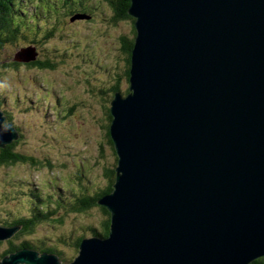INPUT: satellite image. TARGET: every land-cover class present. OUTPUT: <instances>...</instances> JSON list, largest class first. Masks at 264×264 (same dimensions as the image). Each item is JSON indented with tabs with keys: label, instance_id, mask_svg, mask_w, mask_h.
<instances>
[{
	"label": "water",
	"instance_id": "1",
	"mask_svg": "<svg viewBox=\"0 0 264 264\" xmlns=\"http://www.w3.org/2000/svg\"><path fill=\"white\" fill-rule=\"evenodd\" d=\"M129 13L130 89L110 108L116 181L99 200L110 232L86 236L69 264H250L264 256V0H132ZM5 121L0 109L1 147L20 137ZM19 229L0 223V241ZM0 264L65 263L27 248Z\"/></svg>",
	"mask_w": 264,
	"mask_h": 264
},
{
	"label": "rangeland",
	"instance_id": "2",
	"mask_svg": "<svg viewBox=\"0 0 264 264\" xmlns=\"http://www.w3.org/2000/svg\"><path fill=\"white\" fill-rule=\"evenodd\" d=\"M51 2L23 0L19 4L23 11L16 16L32 25L34 18V29L37 23L46 26L53 18L50 26L57 28L58 35L39 48L41 60H49L53 68L41 69L26 61L7 64L17 60L22 50H31L22 38L5 44L0 52V82L8 85L0 88L5 123H12L19 132L16 150L40 161L37 166L0 162V218L28 215L32 204L23 193L30 189L43 197L56 194L61 203L72 197L71 190L80 191L84 185L95 193L107 187V169L118 163L109 141L107 109L114 87L119 86L124 95L129 93L123 38L135 37V21H113L116 12L108 0H77L83 3L82 14L74 16L62 7L56 11ZM83 14L87 17L78 16ZM59 215L63 225L43 220L27 239L34 244L54 243L69 264L79 254L70 238L92 236L91 227L100 229L105 215L100 206L86 213L61 208ZM62 237L67 242L60 241ZM8 242L3 241V249Z\"/></svg>",
	"mask_w": 264,
	"mask_h": 264
},
{
	"label": "trees",
	"instance_id": "3",
	"mask_svg": "<svg viewBox=\"0 0 264 264\" xmlns=\"http://www.w3.org/2000/svg\"><path fill=\"white\" fill-rule=\"evenodd\" d=\"M23 0H0V52L5 47V44H13L20 41V39H25V41L30 45L37 49L38 57L36 60H33L29 63L31 66H37L41 69L53 68L54 65L49 60H41L43 53L39 48L42 47L47 40H51L52 38L58 35L57 28L53 25V18L49 20L47 25L44 26L42 24L37 23V28L34 29L35 20L33 18L32 24H28L26 22V18L21 19L18 15L16 16L17 12H21L19 8L20 2ZM42 2L43 0H38ZM52 5L55 7L54 9L57 11L58 7H62L63 11L66 10L68 14L76 15L82 14L81 8L82 4L77 3V0H51ZM110 6L115 9L116 16L112 18L113 21L124 20V19H131L135 21V18L129 13V8L132 4V0H108ZM19 2V3H18ZM80 5V7H79ZM64 6V7H63ZM79 7V8H78ZM26 13V10H24ZM28 13V12H27ZM94 18V16H92ZM58 22V21H57ZM55 24V23H54ZM41 26V27H40ZM44 27V28H43ZM35 30V31H34ZM43 30V33H42ZM25 33L27 35H25ZM134 33L136 36V28L134 26ZM25 36V37H24ZM124 40V48L126 54V62L128 68L125 71V75L130 78V68H131V56H132V49L135 46V37L134 38H123ZM21 61H13L7 64H20ZM114 89L115 97L117 92H120L119 86H116ZM129 92V91H128ZM2 102L0 101V108L2 107ZM111 107L107 109L109 115V123L111 125L112 122V114H111ZM12 121L11 116H8ZM109 141L112 146H114L113 139L110 134V126L107 129ZM19 140V139H18ZM17 140L13 141L11 144H7L5 147L0 146V162L3 165L11 166L15 165L19 162L30 163L32 165H38L39 160L34 156L26 155L16 150ZM118 157V156H117ZM107 177H108V185L105 188L97 190L95 193H90V188L87 185H84L80 191H72V197L65 200V202L61 203L59 199H56V194H51L49 197L42 196L40 192H36L30 189L28 192L23 193L24 195L30 196V203L31 211L28 215L23 216H16L13 217L9 214L6 218H0V223L7 227L12 226H20L18 232L9 239L8 246L3 249V241H0V258H4L18 250L21 249H35L40 252H49L55 253L60 256V258L64 261L65 257H63V253L58 251V247L54 243H50L46 240L40 241V244H34L29 239H27V234L32 233L35 229L40 225L43 220L51 221L56 225H63L64 218L59 215L61 208L70 209L72 212L78 213H86L92 208L96 206H100L104 215L105 219L102 222V227L100 229H96L91 227L93 235L99 236H108L110 232L111 226V213L110 211L104 207L103 205L99 204V200L104 197L105 195L111 193L114 189V183L116 181V171L115 168H108L107 169ZM82 177V176H80ZM24 191V190H23ZM54 196V197H53ZM46 199V200H45ZM24 236V237H23ZM87 235H78L75 237L70 238L72 244L75 248L79 250V247L84 238ZM23 237V238H21ZM60 241L67 242L66 238H60ZM250 264H264V256H261L251 262Z\"/></svg>",
	"mask_w": 264,
	"mask_h": 264
},
{
	"label": "clouds",
	"instance_id": "4",
	"mask_svg": "<svg viewBox=\"0 0 264 264\" xmlns=\"http://www.w3.org/2000/svg\"><path fill=\"white\" fill-rule=\"evenodd\" d=\"M8 85L6 83H3V82H0V88H5L7 87ZM10 129L7 127V126H4V131L7 132L9 131ZM3 133H0V136H2Z\"/></svg>",
	"mask_w": 264,
	"mask_h": 264
}]
</instances>
